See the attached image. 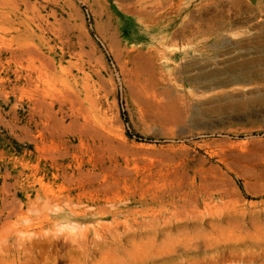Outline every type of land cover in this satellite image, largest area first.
Segmentation results:
<instances>
[{
  "label": "rangeland",
  "instance_id": "1",
  "mask_svg": "<svg viewBox=\"0 0 264 264\" xmlns=\"http://www.w3.org/2000/svg\"><path fill=\"white\" fill-rule=\"evenodd\" d=\"M0 264H264V0H0Z\"/></svg>",
  "mask_w": 264,
  "mask_h": 264
}]
</instances>
